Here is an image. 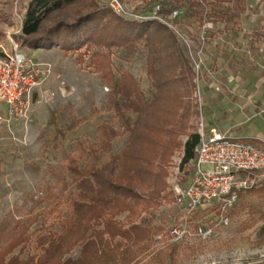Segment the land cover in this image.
<instances>
[{"label":"rangeland","instance_id":"obj_1","mask_svg":"<svg viewBox=\"0 0 264 264\" xmlns=\"http://www.w3.org/2000/svg\"><path fill=\"white\" fill-rule=\"evenodd\" d=\"M29 1L0 0V55L12 53L14 37L19 35ZM95 1L115 13L109 6L110 0ZM119 1L127 17L115 13L117 16L126 21H151L152 6L137 0ZM243 1L247 9L227 25L207 21L200 26L185 18L170 24L194 73L195 88L189 97L195 112L190 119L191 132H198L201 121L206 128L226 127L228 120L241 123L245 116L264 109V0ZM75 14V9H71L56 17L71 20ZM21 51L40 67L49 64L50 73L30 93L26 130L20 120L12 123L14 126L9 130L0 125V254L19 237H25L27 240L11 250L4 261L11 257L27 261L33 257L35 264L43 255L35 246L36 238L49 232L62 233L59 223L66 215L63 195L68 191L60 193L56 173L65 172L68 157L76 155L77 143H95L97 125L111 121L114 114L108 107L110 87L89 66L88 56L78 61L83 49L71 52L57 45L50 50ZM145 56L146 51L141 48L132 57L121 51L112 60L114 68L131 73L146 98L151 99L153 90L146 77ZM251 102L258 103L256 109ZM26 136L27 141L23 140ZM179 138L181 142L186 139ZM127 141L126 133L114 139L109 155L119 154ZM255 146L264 149L262 142ZM182 152V147H178L169 157L165 188L154 202L146 205L139 201L131 214L123 212L115 218L125 228L143 225L151 234L135 244L125 241L115 246L97 264H257L264 259V195L248 192L239 197L228 213L229 225L215 238L205 243L190 239L164 249L155 247L153 237L178 224L184 216L174 204L172 191L174 162ZM191 169L192 163L180 166L176 179L180 187L186 185ZM263 183L261 178L255 188ZM152 190V186L138 188L137 193L146 201ZM194 221L208 222L207 214L196 213ZM73 239L72 235L65 237L63 259L79 256V247L65 252Z\"/></svg>","mask_w":264,"mask_h":264},{"label":"trees","instance_id":"obj_2","mask_svg":"<svg viewBox=\"0 0 264 264\" xmlns=\"http://www.w3.org/2000/svg\"><path fill=\"white\" fill-rule=\"evenodd\" d=\"M137 1L152 7L159 5V15L164 20L172 11L183 10L174 24L185 18L200 26L207 21L230 24L247 9L243 0ZM71 9L76 12L71 20L56 17ZM48 21L52 22L47 24ZM14 42L19 50H50L57 45L71 52L83 49L78 61L88 56L89 66L110 87L108 107L114 114L111 121L97 125L95 143H77L76 155L68 157L65 172L56 173L60 193L68 191L63 195L66 215L59 223L62 233L49 232L36 238L35 246L43 255L35 264H97L115 246L146 239L151 234L149 229L135 224L125 228L115 220L116 216L132 212L139 201L146 205L154 202L165 188V167L173 150L182 147L181 166H185L194 160L199 143V135L191 132L190 125L195 114L189 101L195 88L194 73L175 34L156 20L126 21L95 0H30ZM141 48L146 51L145 72L153 90L151 99L146 98L133 75L122 68L116 70L112 60L121 51L132 57ZM123 133L128 134L126 146L119 154L109 155L113 140ZM180 136L186 137L184 142ZM243 142L260 144L252 139ZM150 186L153 190L145 201L137 191ZM246 192L264 195V183ZM67 235L74 239L65 252L79 247L76 259L62 257ZM26 240L19 237L11 243L0 254V264H33V257L4 261Z\"/></svg>","mask_w":264,"mask_h":264},{"label":"built area","instance_id":"obj_3","mask_svg":"<svg viewBox=\"0 0 264 264\" xmlns=\"http://www.w3.org/2000/svg\"><path fill=\"white\" fill-rule=\"evenodd\" d=\"M110 8L118 15L127 17L124 5L119 0H110ZM159 5L150 10V20H156L171 29L180 15L174 10L167 20L160 18ZM139 20H144L141 17ZM50 73V65L41 67L28 59L13 45L12 53L0 57V125L21 121L26 130L30 93ZM199 143L194 149L195 158L191 175L186 185L176 181L183 152L174 162L175 181L172 184L174 204L184 213L178 224L156 234L153 243L157 249L181 244L190 239L205 243L215 238L219 231L229 225V211L239 200V194L253 189L264 178V150L244 143L228 132L206 128L199 123ZM24 140V139H23ZM196 213H206L208 222L194 221Z\"/></svg>","mask_w":264,"mask_h":264},{"label":"crops","instance_id":"obj_4","mask_svg":"<svg viewBox=\"0 0 264 264\" xmlns=\"http://www.w3.org/2000/svg\"><path fill=\"white\" fill-rule=\"evenodd\" d=\"M41 50V49H37ZM35 50V51H37ZM43 52V51H42ZM251 97H254L253 95ZM255 98V97H254ZM251 105H254L255 109L257 108V102H251ZM264 105V99H263ZM247 110H250L249 107H245ZM5 108L3 106L0 107V114L5 116ZM261 112V114L259 113ZM245 120L241 123L234 122L232 120H228L226 123V127L220 125H207V128H216L220 132H228L234 138L244 141L248 139H252L258 141L259 143H264V109L261 111H256V113L250 115L249 117L245 116ZM7 129L13 128L14 124L5 125L1 124ZM24 138V137H23ZM24 140H29L28 136L24 138ZM264 150V149H263ZM241 264H250L249 262H243ZM257 264H264V259L257 261Z\"/></svg>","mask_w":264,"mask_h":264}]
</instances>
